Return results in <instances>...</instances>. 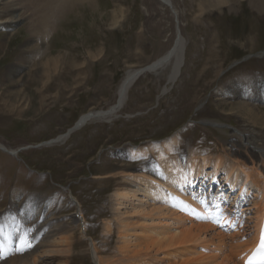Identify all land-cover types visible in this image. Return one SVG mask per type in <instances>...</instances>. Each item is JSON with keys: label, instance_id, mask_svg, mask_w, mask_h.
I'll return each instance as SVG.
<instances>
[{"label": "rangeland", "instance_id": "374dc122", "mask_svg": "<svg viewBox=\"0 0 264 264\" xmlns=\"http://www.w3.org/2000/svg\"><path fill=\"white\" fill-rule=\"evenodd\" d=\"M163 1L78 3L61 8L43 30L37 27L44 13L34 0L0 3L1 20L12 3L21 14L14 24L0 25V142L19 150L14 156L0 149L1 220L8 213L10 226L21 233L18 219L30 198L65 203L61 216L72 226L73 248L52 258V264L63 259L92 264L91 237L104 264L120 258L123 244L113 197L122 177L118 173L137 172L154 160L153 154L128 153L177 136L181 157L189 151L226 154L239 127L243 98L222 93L228 86H253L252 79L264 81V4L257 9L252 0H232L222 9L203 10L200 0H173L180 13L174 17ZM178 30L184 63L174 82L169 76L175 58L157 73L141 75L115 118L92 120L65 141L47 144L83 114L108 110L127 73L166 54ZM70 199L88 218V236L79 221L70 222L73 214L82 220L79 205L68 204ZM130 222L133 226L140 217Z\"/></svg>", "mask_w": 264, "mask_h": 264}, {"label": "bare ground", "instance_id": "6f19581e", "mask_svg": "<svg viewBox=\"0 0 264 264\" xmlns=\"http://www.w3.org/2000/svg\"><path fill=\"white\" fill-rule=\"evenodd\" d=\"M4 1L7 0H0V3ZM230 2L232 0H200L199 6L203 10L222 9L229 6ZM34 3L40 7V11H37L44 13L43 20H39L41 23H37L39 30L47 28L61 8L72 9L78 3L93 4L92 0H34ZM252 3L257 9H261L264 4L262 0H252ZM163 4L171 7L174 17H179L180 13L173 0H164ZM9 7L5 19L1 20L0 17V25L1 22L12 25L20 18L21 14H17L18 4L12 3ZM11 25H7L8 28ZM178 32L175 45L148 64L151 66L148 73H157L175 58L169 76L171 82L175 81L184 63L183 59L179 60L183 40L180 30ZM209 54L211 57L216 55L214 48H211ZM138 70L127 73L118 89L116 102L108 110L83 114L74 124L78 123L76 130L71 131L72 126L47 144L65 141L74 131L80 130L92 120L110 121L115 118L124 108L130 88L141 77L135 75ZM251 81H255L253 86H240L236 90L228 86L222 93L225 97L239 95L243 98L237 110L239 127L233 130L235 135L228 141L226 154L211 157L189 151L181 157L176 152L179 142L177 136L147 147L135 148L128 153L132 157L153 154L154 160L150 165L138 166L137 172L128 170L118 173L122 177L113 197L120 225L119 237L123 245L119 247L121 257L112 259L113 262L107 264H243V256L259 240L264 219V109L255 104H264V81ZM0 149L14 156L19 155V150L9 148L1 142ZM128 167L131 166H126ZM200 193L210 201L218 197L226 199L227 210L238 215L237 228L226 232L209 221L207 216L197 217L177 208L176 203L184 201L204 212L194 199ZM34 199H29L30 209L27 206V211L18 219L21 233L15 224L14 229L10 226L8 213L4 214V220H1L0 213V237L5 241L7 238L11 240V253L6 258L0 255V264H44L48 259L52 264V258L57 259L62 252L72 251V226H69V222L63 223L61 216L65 203L58 206L52 203V199ZM70 200L68 204L75 202ZM75 203L79 205L77 212L82 220L73 214L70 222L75 224L79 221L82 233L86 235L84 220L88 222V218L81 213L80 204L77 201ZM136 217H140L139 227L134 226L139 223L131 226V218ZM111 225L108 223L107 228ZM8 232L10 235L6 236ZM15 234L26 240V249L16 248L19 240L14 237ZM90 239L92 264H104L98 243L94 238V242L92 237ZM66 263L63 259L59 264Z\"/></svg>", "mask_w": 264, "mask_h": 264}, {"label": "water", "instance_id": "95a60500", "mask_svg": "<svg viewBox=\"0 0 264 264\" xmlns=\"http://www.w3.org/2000/svg\"><path fill=\"white\" fill-rule=\"evenodd\" d=\"M150 70H151V66H150V65H149V66L147 65V66H145V67L139 69V70L135 73V75L138 76V77H140L143 73H145V72H147V71H150ZM77 127H78V123L73 127L72 130L77 129ZM72 130H71V131H72ZM51 142H53V140H52Z\"/></svg>", "mask_w": 264, "mask_h": 264}]
</instances>
